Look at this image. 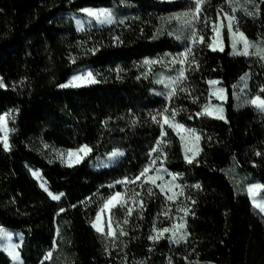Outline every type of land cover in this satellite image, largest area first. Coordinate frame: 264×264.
<instances>
[{"label": "trees", "instance_id": "16d2710c", "mask_svg": "<svg viewBox=\"0 0 264 264\" xmlns=\"http://www.w3.org/2000/svg\"><path fill=\"white\" fill-rule=\"evenodd\" d=\"M257 1L259 18L233 11L227 0H205L195 31L206 43L187 45L158 32L162 17L194 9V0H0V114L10 146L5 150L0 140V229L23 234V264H264V221L227 173L236 164L264 182V112L235 105L236 84L245 74L249 97L264 96V60L234 55L226 29L223 51L207 46L224 12L237 18L236 28L248 39H264V0ZM113 4L130 7L128 19L79 30L67 15ZM84 66L95 83L61 87ZM161 70L184 71L169 99L154 92ZM213 80L226 89L225 119L197 115L212 100ZM172 123L200 136L191 163ZM85 145L91 152L78 164L46 156L50 148ZM117 149L123 155L116 164L90 166ZM30 166L62 194L59 200ZM162 166L181 186L175 202L143 177L127 182L146 167ZM116 192L127 203L111 210L119 239L113 248L92 225ZM185 207L187 215L179 210ZM175 215L187 222L184 243L150 239ZM59 224L65 240L56 249ZM0 264H13L1 247Z\"/></svg>", "mask_w": 264, "mask_h": 264}, {"label": "rangeland", "instance_id": "374dc122", "mask_svg": "<svg viewBox=\"0 0 264 264\" xmlns=\"http://www.w3.org/2000/svg\"><path fill=\"white\" fill-rule=\"evenodd\" d=\"M227 1L229 2V0H227ZM229 5L232 9L234 8L235 10L245 14L247 17L259 18L258 16L260 14V3L257 0H231V4L229 3ZM85 9H90V10H93L96 12H99L101 10H106L109 13H111V22H108L107 19L103 16L100 17L99 20L96 17L88 16L87 13L84 11ZM193 11H194V9H188L185 11L176 12V13H173L172 15H166V16L162 17L161 18L162 21H161V25L159 28L158 35H160V36L166 35V36L176 38V39H177V36H179L180 39H177V40L180 43L189 45L191 43V41L188 38L191 36L193 30L196 29L197 23L200 20L199 16L197 19H193L192 15H191V13ZM184 13H189V15L184 16L183 15ZM225 13L226 12H224L219 17L220 19H219V23H218V27L220 26V22H222L224 25V27L220 28V37L218 39V44L221 45L222 47H224V38H223L224 33H223V31H224V29H226V31H227L226 25L228 23L227 19H225V17H224ZM248 13H251V14H248ZM130 14H131V9H130V7H128L125 4H113L112 7H97V8L96 7H84V8H82V10H80L77 13L76 12H68L67 13V15L71 16L74 19L76 28L79 30H83L85 27L106 26V25H111L116 21H124V20L128 19ZM176 17H180V19L177 20V19H175ZM236 21H237V18L235 17V20L233 21L234 31L237 29L235 26ZM239 32H241V31H239ZM244 36L247 38V40L252 45L264 47V39L252 40V39H248V37L245 34H244ZM237 39H238V37H237ZM230 41H231V48H232L231 38H230ZM237 48L242 50L243 49L242 43H238ZM217 49L219 50V47ZM255 51H256L255 48L249 49L250 53L255 52ZM232 53H233V49H232ZM247 56H250V55H247ZM254 56H256V55H254ZM180 71L181 70H175L174 72L161 70L159 73H157L155 76V80H156V84H157L156 88L154 90L155 94L162 96L166 99H169L171 97L173 88H175L176 85L178 84V82L180 81V79L179 80L177 79L179 77ZM88 73L92 74L90 66L81 67L72 73V75L70 76V78L68 79V81L65 84H70V82H72V78L74 76L85 77L84 80L75 82V83L79 84L80 86L92 84V83H89L87 81ZM243 76L247 77L246 80L242 81L240 79L237 82L236 88H235V93H236L235 105L237 108H240V107H243V106L249 104V103H247V101H249L251 98H253V97L250 98L249 93H248V83H249L248 77H249V75L245 74ZM92 77L94 78L93 74H92ZM0 80H2L1 77H0ZM161 81H163V83H161ZM173 81H175V83H173ZM213 81H217L218 83H216L215 85L210 84V92L212 94V100L209 102L208 105L210 106V110L213 111L215 114L225 116L226 109L224 107V102L227 100L226 89L220 83V81H218V80H213ZM65 84H63V85H65ZM3 85H4V83H3ZM75 87H77V86H75ZM220 89H223V92H220L219 91ZM219 108L223 109L222 113L218 112ZM0 118H3V120H4V124L0 125V140L3 143L5 134H7V141L9 144V140H8L9 139V128H8V124H7L6 115L0 114ZM176 124H178V123H176ZM176 124L172 123L171 125L173 126L175 131L178 133L180 140L182 141V147H183L184 155L188 159L192 160L198 156V154L201 150L200 136L198 133H196L194 131H189L190 129H188L184 125H183V128H179V129L174 127ZM180 125H182V124H180ZM182 137H183V139H181ZM197 137H198V139H197ZM79 149L67 150V149L50 148V149H48L49 152H47L46 156L52 162L60 161V162H63L65 164H68V165H74V164L81 163L85 159V157L88 154H90V152H91V151H89L87 153H79L78 152ZM114 152L121 153V155L113 157L111 155L113 153L112 152L111 154H109L105 157H101L100 159L93 160L90 163V166L96 170H101V168H106V167H109V166L116 164V162L122 158L121 156L123 155V152L121 150H118V149ZM68 153H77V154L70 157L68 155ZM30 169L34 170L33 175L37 178L39 184L41 185V187L44 190H45V188H47L48 193L51 192L53 195H60V198L62 197L61 193H55L49 188L47 182L41 176L40 171H35L36 169L32 166H30ZM227 173H228V176L230 177L232 183L235 185L238 194L247 195L249 197V199H251V202H252L253 198H252V196L249 195V193L247 192V189L250 186L256 185V184L264 185V182L258 178H255V177H253V179L249 178L244 173V171L242 169H240V167L237 166L236 164L229 166L227 168ZM147 176L154 177V178L157 176L161 177V179H158L156 181L155 186L158 187L157 185H162L165 190L161 191V188L158 187L160 189V191L162 193H164L167 198H168V196H172L173 199L170 201L175 202L177 200L181 186L179 184L177 177L174 175V173L172 171H169L165 166L157 167V168H150V171L147 173ZM143 178L147 182L146 177H143ZM122 198H123V195H122ZM256 199L258 201L261 199H264V188L260 189L256 193ZM252 204H253V202H252ZM253 207H254L256 213L259 214L264 221V213H261L259 211V209L257 207H255L254 205H253ZM109 217H111V211L105 210L101 214L100 224H101V227H103V229H104V234H102L100 232H98V233L104 237V240L107 244L111 245L113 248H117L119 245V242H118L119 239L117 237V233H116L115 238H113L112 236H108L106 234L108 232L107 222H108ZM95 221H96V219H95ZM181 225H183V228L180 227ZM164 228H168V229H170V231L164 233L162 237H167L171 243L179 245L180 243H184L187 240V237H188L187 222L182 216H176L175 215L174 221L170 225H168ZM113 229H114V227H113ZM2 230L3 231H1V233H0V247L11 257L13 264H23L24 261L21 257V254H20V248H21L22 241L24 238L23 234L20 231L11 230L8 228H3ZM57 230H58L57 235L59 238V242L57 244L56 249H58L59 245L62 244V242H64V240H65L64 239V227L59 224ZM157 230H162V229H156L155 230V236L157 235ZM114 231H115V229H114ZM173 233H175V235H173ZM181 236H183L184 239H179ZM162 237H160V238H162ZM176 240H179V242H174ZM8 247H15L16 252L18 253V259H13V256L9 253V251L6 250ZM52 256H53V252H51V256L49 257V259ZM196 264H201V263H196Z\"/></svg>", "mask_w": 264, "mask_h": 264}, {"label": "snow or ice", "instance_id": "6c2138e0", "mask_svg": "<svg viewBox=\"0 0 264 264\" xmlns=\"http://www.w3.org/2000/svg\"><path fill=\"white\" fill-rule=\"evenodd\" d=\"M205 3V0H194V11L191 13L193 19H197L198 16H199V13L201 12L202 10V5ZM229 3L231 4V0H229ZM88 16H93V17H96L98 20L100 17H105L107 19L108 22H111V13H109L108 11L106 10H101L99 12H96V11H93V10H90V9H85L84 10ZM223 11V10H221ZM233 11H235V9L233 8ZM248 14H251V13H248ZM184 16H188L189 13H184L183 14ZM224 17L225 19H227L228 23L226 25V28H227V32L229 34V37L231 38L232 40V49H233V54H239V55H256L258 56L261 60H264V47H260V46H256V45H252L248 40L247 38L244 36V34L242 32H239L238 29H236L234 31V25H233V21L235 20V16L234 15H229L227 13L224 14ZM175 19L179 20L180 17H176ZM221 27H224L223 23L220 22V26L218 27L216 23H213V26H212V31L214 33V35L211 37V43H208V47L211 48L213 51H216L217 48L219 47V50L220 51H223V47L221 45L218 44V39L220 37V28ZM238 37V39H237ZM177 39H180L179 36H177ZM192 44H196L197 42L199 43H206L205 39H204V36L201 35V34H198L195 30H193L191 36L188 38ZM238 43H242L243 45V49L240 50L237 48V44ZM250 48H255L256 51L255 52H249V49ZM191 53V48H189L183 55L184 56H187ZM148 63V62H146ZM181 63H183V61H181ZM182 78H185L184 76V71L181 70L180 73H179V77L177 78L178 80L179 79H182ZM246 76H242L241 77V80L244 81L246 80ZM85 77L83 76H74L72 78V82H70V84H65V85H61V87H69V86H80L79 84L75 83L76 81H82L84 80ZM87 81L89 83H95V79L92 77V74L91 73H88L87 75ZM161 83H163V81H161ZM173 83H175V81H173ZM210 84L212 85H215L216 83H218L217 81H210L209 82ZM3 81L0 80V87H3ZM220 92H223V89H220L219 90ZM259 92L260 93H264V87H261L259 89ZM175 93V88H173L172 90V94ZM219 98V97H218ZM247 103L251 104L252 106H254L257 110L261 111V112H264V96H261L260 94H257L255 95L253 98H251L249 101H247ZM167 111V109L165 110ZM218 112L222 113L223 112V109L222 108H219L218 109ZM204 114H207L209 116H215V118L217 119H225V117L223 115H217L215 114L213 111L210 110V106L208 104H205L202 108V111L197 113V115H204ZM173 117H174V114H173ZM164 123L165 124H169V118L167 116L164 117ZM4 124V120L3 118H0V125H3ZM171 126V125H170ZM174 127L176 128H183V125H180V124H176ZM189 131H194V130H189ZM183 139V137L181 138ZM198 139V137H197ZM3 146L5 148V150H8L9 149V144H8V141H7V134H5V137H4V140H3ZM156 149H154L155 151ZM91 151V149H89L87 147V145H85L84 147L80 148L78 150L79 153H87ZM77 153H68V155L71 157L73 155H76ZM113 157L115 156H118V155H121V153H118V152H113L111 154ZM186 159H188L186 157ZM188 162L191 163L192 160L191 159H188ZM153 163H155V161H153ZM150 171V168H145L143 169V171L140 173V176H137L135 178V180H132V181H127V182H130V183H135L136 181L140 180L141 177H146L147 181L151 182L153 185L156 184V181L158 179H161V177L157 176V177H149L147 176V173ZM43 186V185H42ZM158 187L161 188V191H164V187L162 185H157ZM198 187V185H197ZM264 188V185H259V184H256V185H252L250 186L248 189H247V192L249 193L250 196H252V202H253V205L255 207H257L259 209V211L261 213H264V199H261V200H257L256 199V193L260 190ZM45 191H47V188H45ZM149 192H151V189H149ZM49 195L51 196L52 199L54 200H58L60 199V195H53L51 192H49ZM122 193L120 192H116L114 193L113 195H111L109 198H107L103 204V207L100 209V212L97 213V217H96V221L93 223V228H95V230L97 232H100L102 234H104V229L103 227H101V224H100V220H101V214L105 211V210H108V211H111L112 208H115L117 206H125L127 201L122 199ZM134 195H138V193H134ZM168 199L169 200H172L173 197L172 196H168ZM180 211H183L185 213V215L188 214V212L190 211L188 208H182V209H179ZM61 211H64L63 209H61ZM131 212H132V209L131 208H128L127 209V214L128 215H131ZM124 223H127V219H125L123 221ZM107 227H108V232L106 233L108 236H112L113 238H115L116 236V232L114 231L113 229V222H112V219L111 217H109L108 219V222H107ZM175 227V226H174ZM181 228H183V225L180 226ZM0 231H3L2 229H0ZM170 229L168 228H164L162 230H157V235L156 236H152L150 237V239H158L160 237L163 236L164 233L166 232H169ZM121 234H124L126 235V233L123 232V230L121 229ZM173 235H175V233H173ZM179 239H184L183 236H181ZM174 242H179V240H176ZM7 251H9V253L13 256V259H18V253L16 252V249L15 247H8L6 249ZM51 256V253H48L46 258H49Z\"/></svg>", "mask_w": 264, "mask_h": 264}, {"label": "crops", "instance_id": "0c3cea01", "mask_svg": "<svg viewBox=\"0 0 264 264\" xmlns=\"http://www.w3.org/2000/svg\"><path fill=\"white\" fill-rule=\"evenodd\" d=\"M224 49V48H223Z\"/></svg>", "mask_w": 264, "mask_h": 264}]
</instances>
